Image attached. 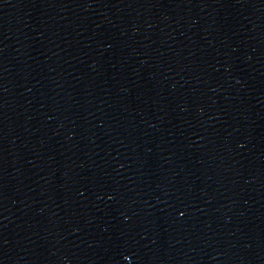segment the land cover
Instances as JSON below:
<instances>
[{
  "label": "water",
  "instance_id": "1",
  "mask_svg": "<svg viewBox=\"0 0 264 264\" xmlns=\"http://www.w3.org/2000/svg\"><path fill=\"white\" fill-rule=\"evenodd\" d=\"M0 264H264V0H0Z\"/></svg>",
  "mask_w": 264,
  "mask_h": 264
}]
</instances>
